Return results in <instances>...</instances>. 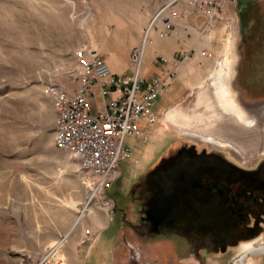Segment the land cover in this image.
Segmentation results:
<instances>
[{
    "label": "rangeland",
    "instance_id": "rangeland-1",
    "mask_svg": "<svg viewBox=\"0 0 264 264\" xmlns=\"http://www.w3.org/2000/svg\"><path fill=\"white\" fill-rule=\"evenodd\" d=\"M254 2L258 6L250 18L261 28L264 0H242L210 23L199 0H0V264H238L243 246H264L263 231L255 244H241L226 255L201 251L197 258L175 237H145L132 230L130 225L138 222V204L129 196L131 185L144 172L182 145L220 151L233 161L254 166L264 159V143L244 160L230 146L200 143L159 115L144 137L126 138L131 153L122 164L121 179L107 195L100 192L90 198L91 180L84 178L68 153L55 147V102L45 93L49 84L73 91L80 50L100 53L105 59L129 57L157 13L186 6L195 10L192 15L197 18L203 10L206 22L200 28L188 25V32L213 53L194 56L182 46L176 61L180 68L195 62V69L176 74L152 110L158 111L163 100L175 94L181 96L177 104L187 100L208 79L235 32L230 90L244 106L262 107L264 26L258 47L251 53L247 48L242 60L243 48L248 47L243 33L251 30L240 15ZM208 63L210 68L205 66ZM131 71L124 60L116 67L117 73ZM121 186L124 190H119ZM86 206L95 213V220L82 214ZM87 231L93 235L84 243ZM244 262L264 264V252L249 253Z\"/></svg>",
    "mask_w": 264,
    "mask_h": 264
},
{
    "label": "flooded vegetation",
    "instance_id": "flooded-vegetation-1",
    "mask_svg": "<svg viewBox=\"0 0 264 264\" xmlns=\"http://www.w3.org/2000/svg\"><path fill=\"white\" fill-rule=\"evenodd\" d=\"M257 6L255 2L246 6L240 13L242 23ZM261 24L259 28L255 21L253 32L243 33L248 46L243 48V61L247 48L251 53L260 43ZM122 175L123 170L119 179ZM129 196L138 204V222L130 225L135 232L175 237L197 258L201 251L226 255L263 234L264 159L247 166L220 151L185 144L144 172L131 185ZM160 209L166 213L158 215Z\"/></svg>",
    "mask_w": 264,
    "mask_h": 264
},
{
    "label": "built area",
    "instance_id": "built-area-1",
    "mask_svg": "<svg viewBox=\"0 0 264 264\" xmlns=\"http://www.w3.org/2000/svg\"><path fill=\"white\" fill-rule=\"evenodd\" d=\"M241 1L199 0L198 6L207 9L210 23L223 9ZM168 9L151 19L142 43L131 50V73L115 74L100 53L83 49L77 53L73 91L55 84L46 86L45 93L54 98L57 114L55 147L77 162L84 178L91 180L94 194H106L121 176L122 164L128 162L131 153L126 138L147 134L159 119L152 106L166 87V80L173 79L176 72L171 71L165 78H152L143 86L141 66L149 33L156 31L166 38L177 25V15ZM92 235L87 231L83 242Z\"/></svg>",
    "mask_w": 264,
    "mask_h": 264
},
{
    "label": "bare ground",
    "instance_id": "bare-ground-1",
    "mask_svg": "<svg viewBox=\"0 0 264 264\" xmlns=\"http://www.w3.org/2000/svg\"><path fill=\"white\" fill-rule=\"evenodd\" d=\"M234 35L214 63L208 79L187 100L165 111L162 120L200 143L230 146L248 160L264 143V106H244L230 90L231 66L235 60L233 39L238 37L236 32ZM192 68L186 66L187 73H191ZM89 193L90 198H94V190L89 188ZM85 209L82 214L86 212L95 220V213L88 206ZM242 249L244 254L238 264H245L244 258L249 253L264 252V246L254 248L251 244ZM60 259L64 260L65 254H61Z\"/></svg>",
    "mask_w": 264,
    "mask_h": 264
},
{
    "label": "crops",
    "instance_id": "crops-1",
    "mask_svg": "<svg viewBox=\"0 0 264 264\" xmlns=\"http://www.w3.org/2000/svg\"><path fill=\"white\" fill-rule=\"evenodd\" d=\"M227 8L234 10V7H227ZM168 12L169 13L174 12L177 15L176 17L177 25L174 27L171 34L166 38L162 37L156 31H151L149 33L150 42H148L145 46L143 62L141 66V78L144 80L143 86H145L146 83H148L152 78H157V77L165 78L168 75V73H170L171 71H175L177 75L178 73L180 75H184L187 73L186 66H189V65L193 67L191 70L195 69V65L193 64L195 62L188 63L180 68L179 62L176 61V58H175L176 52L180 50L182 46L184 49L189 51L190 54L194 52V56H197V54L199 53L201 56H205L207 54L208 56H211L213 53V50L210 51L209 48L207 49L206 47H203L202 44H198L196 37H194L193 34L188 32L189 31L188 25L191 24L195 28H200L202 26L201 24L206 22L205 16L203 14L204 13L203 10L198 11V13H200L198 18L196 16H195L196 18L194 17V15L196 14L194 13L195 10L191 9L190 7H186V6L184 7L183 10H179L176 7L171 6L169 7ZM222 13L223 14L225 13L224 9ZM228 13L230 14V11H228ZM178 29L180 30L182 29L184 32H178L177 31ZM192 31L198 34V31L196 29H192ZM144 32L141 37V41L135 47L139 46L142 43L143 38H144ZM201 33L203 34V32ZM107 59L110 61L111 66L109 64L108 65L113 73L118 74V75L130 73V72L129 73L128 72H124V73L116 72V67L119 65V63H121L122 60H124L126 64L131 65L130 55L129 57H125L124 59L122 58L116 59L112 56L111 57L109 56L108 58L105 59L106 62H107ZM205 66H208L210 68L212 64L208 63ZM171 82H172V79H167L166 87L169 86ZM166 87L162 90L160 96L165 94ZM180 100H181V96L175 94L172 96V98H168L167 102L163 100L164 102H162L158 111H154V112H156L158 115H163L165 111H167L174 104H177V102H179ZM96 101H97V104H99L100 99L97 97ZM142 127L145 128L146 126L143 125L142 123ZM144 135L145 134L141 133L135 138L144 137ZM106 228L107 227H105L104 229Z\"/></svg>",
    "mask_w": 264,
    "mask_h": 264
},
{
    "label": "trees",
    "instance_id": "trees-1",
    "mask_svg": "<svg viewBox=\"0 0 264 264\" xmlns=\"http://www.w3.org/2000/svg\"><path fill=\"white\" fill-rule=\"evenodd\" d=\"M240 3V2H239ZM251 16L249 15L248 17H247V19H246V21L243 23L244 25H245V23H246V25L247 26H249L250 27V30L253 32V27H254V22H252V18H250ZM250 31V32H251Z\"/></svg>",
    "mask_w": 264,
    "mask_h": 264
},
{
    "label": "water",
    "instance_id": "water-1",
    "mask_svg": "<svg viewBox=\"0 0 264 264\" xmlns=\"http://www.w3.org/2000/svg\"><path fill=\"white\" fill-rule=\"evenodd\" d=\"M161 211V209L159 210V213H158V215H161V214H165L166 212H160Z\"/></svg>",
    "mask_w": 264,
    "mask_h": 264
}]
</instances>
